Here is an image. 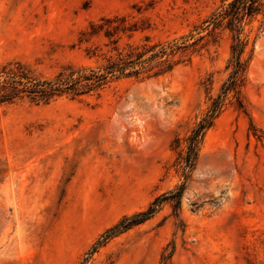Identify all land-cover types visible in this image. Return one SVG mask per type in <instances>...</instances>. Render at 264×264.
Returning a JSON list of instances; mask_svg holds the SVG:
<instances>
[{
    "label": "rangeland",
    "instance_id": "1",
    "mask_svg": "<svg viewBox=\"0 0 264 264\" xmlns=\"http://www.w3.org/2000/svg\"><path fill=\"white\" fill-rule=\"evenodd\" d=\"M230 1L0 0V68L20 62L41 79L97 71L114 46H180L164 74L156 59L98 92L0 105V264H264V7L231 30L214 19ZM114 16L135 30L116 44L82 35ZM238 40L237 94L184 173L187 138L229 84Z\"/></svg>",
    "mask_w": 264,
    "mask_h": 264
},
{
    "label": "trees",
    "instance_id": "2",
    "mask_svg": "<svg viewBox=\"0 0 264 264\" xmlns=\"http://www.w3.org/2000/svg\"><path fill=\"white\" fill-rule=\"evenodd\" d=\"M263 7L264 0H231L226 8L216 14L214 19H219V22L226 20L228 28L233 30L237 28V24L241 22L242 18L253 16L260 12ZM125 21V17L118 16L101 18L100 23H91L89 25L90 31L83 32L82 35L96 36L102 32L104 37L110 40V43L116 44L118 39L115 38V35L118 32L135 30L134 24L125 25ZM244 45L242 41L238 40L232 46L234 62L229 84L222 88V93L212 101L204 116L187 138L186 153L181 158L184 173L187 169L192 168L197 157V146L205 131L212 126L214 120L221 112L226 95L230 92L237 94L238 82H240L244 71L243 63L241 62ZM128 47L129 50L123 52L119 51L117 46H114L112 50L116 54L104 57L105 62L97 71H71L67 74L59 72L53 79H41L35 76L20 62L8 63L0 68V105L12 103L20 98H28L35 103H48L64 94L78 97L93 91L98 92L111 79L137 77L144 72L152 70L154 66L148 69L146 67L156 59L160 60L156 64L157 71L153 75L164 74L170 72L175 66L176 63H173L169 57L173 56L180 48L175 43L166 45L153 44L151 46L144 44L142 46ZM148 52H150V56L143 59V56ZM181 194L182 189L170 196L163 195L162 198H155L147 210L139 212L128 219L125 218L109 229L105 234V240L149 219L162 199L176 198L179 201ZM101 243H104V241Z\"/></svg>",
    "mask_w": 264,
    "mask_h": 264
}]
</instances>
